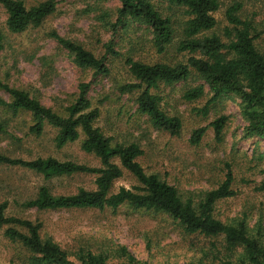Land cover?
<instances>
[{"label": "rangeland", "instance_id": "374dc122", "mask_svg": "<svg viewBox=\"0 0 264 264\" xmlns=\"http://www.w3.org/2000/svg\"><path fill=\"white\" fill-rule=\"evenodd\" d=\"M26 7L46 0H21ZM163 18L170 20L174 39L163 52L154 46L151 30L139 23L125 20L117 26L118 0H55L56 9L39 27L11 34L5 26L6 13L0 6V33L3 49L0 52V80L37 99L54 113L66 117V108L78 96V87L89 83L87 97L100 112L94 126L112 144L136 143L143 151L137 159L146 174L157 175L175 187L182 198L198 202L205 192L216 189L223 181L229 166L234 177L236 195L215 204L214 216L226 224L245 223L248 235L264 246V138L246 137V122L242 117L241 101L233 96L220 97L207 106L212 94L195 74L186 81L160 83L153 94L161 98L160 107L181 122L179 135L171 136L152 126L147 116L137 110L138 92L122 94V85L133 83L125 60L131 58L143 64L175 66L190 57L177 50L188 16L181 7L151 0ZM215 14L216 26L201 36H217L228 43L226 9L240 3L239 16L252 23L257 39L256 49L264 56V0H219ZM81 45L95 57L105 55L110 43L117 56L107 55V76H95L90 69L73 63L72 55L49 34ZM204 87V94L194 101L184 95L190 89ZM0 99L9 103V96L0 90ZM228 120L221 141H217L210 124L220 117ZM0 122L6 132L0 134V155L11 159L31 161L52 157L90 167L99 161L84 153L80 146L84 135L61 149L55 147L56 130L47 124L40 137L29 134L33 121L27 112L4 109L0 106ZM206 128L197 146L190 144L193 131ZM136 180L125 170L113 184V193L121 187L131 188ZM47 186L54 195H73L78 189L93 190L94 176L77 174L45 181L34 171L0 164V203H7L6 215L31 222H40L41 238L52 239L77 262L80 253L102 254L107 264H244L242 248L229 250L222 237L189 234L168 215L153 211L134 210L122 205L116 210H58L38 211L24 207L33 200L40 187ZM22 228H0V264H30L31 253L20 243L9 240L5 232ZM124 250V254L121 252ZM133 258V261L129 260Z\"/></svg>", "mask_w": 264, "mask_h": 264}, {"label": "trees", "instance_id": "16d2710c", "mask_svg": "<svg viewBox=\"0 0 264 264\" xmlns=\"http://www.w3.org/2000/svg\"><path fill=\"white\" fill-rule=\"evenodd\" d=\"M120 8L115 25L124 24L125 20L139 22L147 26L152 33L154 46L163 52L174 39L170 20L163 18L151 0H118ZM170 6L185 10L188 20L182 31V40L177 50L190 57L185 63L169 66L166 64H143L127 58L125 65L134 79L133 83L124 84L119 91L122 94L138 92L137 110L148 117L152 126L171 136H177L181 130V122L177 117L168 116L160 107L161 98L153 94L160 83L173 84L186 81L195 73L208 87L212 94L207 106L201 110L206 115L208 106L220 97L233 96L241 101L242 117L246 122V137L264 138V56L254 45L257 39L255 29L248 20L240 18V3H233L225 11V19L231 26L227 30L228 43H223L217 36H201L216 26L215 14L220 9L219 0H160ZM0 6L6 13L5 26L11 34H20L28 28L39 27L42 22L55 12V0H46L37 5L26 7L21 0H0ZM49 36L73 57V63L81 69H90L95 76H107L109 68L106 56H117L108 43L105 55L95 57L79 44L60 37L56 32ZM3 36L0 33V52L3 49ZM89 83L78 87L75 102L66 108V117L54 113L43 106L37 99L22 90L10 87L0 80V90L5 92L10 102L0 99V106L12 111L27 112L31 115L32 125L29 134L40 137L47 124L55 129V147L63 148L77 141L80 131L84 135L81 150L94 156L99 167H90L71 161H59L52 157L36 158L31 161L11 159L0 155V164L26 168L41 175L45 181L70 177L77 174L94 176L93 190L78 189L73 195H54L47 186L39 188L36 197L24 203L26 208L38 211L58 210H116L127 205L134 210L153 211L168 215L177 222L185 232L200 234L204 237H222L229 250L242 248L245 256L244 264H264V246L248 235L244 222L226 224L214 216L215 204L223 199L236 195L233 189L234 177L229 166L221 184L213 190L205 192L195 202L192 198H182L177 189L161 180L157 175L146 174L137 159L143 151L136 143L112 144V140L94 126L100 116L97 108H93L87 97ZM204 87L190 89L184 95L185 100L194 101L202 97ZM228 118L220 117L213 121L217 141H221L223 129ZM6 132V125L0 122V134ZM206 128L193 131L190 144L197 146ZM123 170L135 180L131 188L121 187L113 193V184L122 178ZM264 191V184L259 188ZM7 203H0V228L14 226L22 228L25 233L16 229H7L6 237L18 242L30 253V264H107L102 254L90 251L80 253L77 262L71 261L68 254L52 239H42L40 222H31L6 215ZM124 254V250L121 249ZM133 261L132 257H129Z\"/></svg>", "mask_w": 264, "mask_h": 264}]
</instances>
